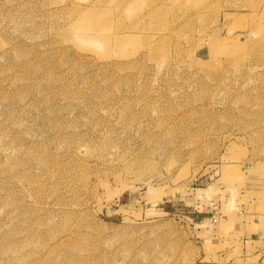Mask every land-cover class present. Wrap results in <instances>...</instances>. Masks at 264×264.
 Returning a JSON list of instances; mask_svg holds the SVG:
<instances>
[{"label": "rangeland", "instance_id": "374dc122", "mask_svg": "<svg viewBox=\"0 0 264 264\" xmlns=\"http://www.w3.org/2000/svg\"><path fill=\"white\" fill-rule=\"evenodd\" d=\"M0 264H264V0H0Z\"/></svg>", "mask_w": 264, "mask_h": 264}]
</instances>
